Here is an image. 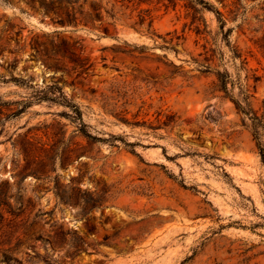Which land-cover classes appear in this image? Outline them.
<instances>
[{"label":"rangeland","instance_id":"rangeland-1","mask_svg":"<svg viewBox=\"0 0 264 264\" xmlns=\"http://www.w3.org/2000/svg\"><path fill=\"white\" fill-rule=\"evenodd\" d=\"M44 1L0 0V264H264V0Z\"/></svg>","mask_w":264,"mask_h":264},{"label":"trees","instance_id":"trees-1","mask_svg":"<svg viewBox=\"0 0 264 264\" xmlns=\"http://www.w3.org/2000/svg\"><path fill=\"white\" fill-rule=\"evenodd\" d=\"M54 0H48L44 1L43 3L45 5L51 6V4L53 3ZM56 1H61V5H63V7L69 6L70 10H65L64 14L65 17L61 18V24L64 22L67 23H71L72 21H74L76 19L75 17V5L78 3L79 0H56ZM47 2V3H45ZM93 9H98L95 7V5H92ZM101 8V6L99 7ZM66 9V8H65ZM216 14L217 17L221 23L220 27L221 29H223L224 26V22L221 18V14L219 11L216 10ZM96 16H99V13H96ZM60 20V19H59ZM229 30H227L226 34L228 33ZM56 32V31H54ZM225 34V35H226ZM216 83H214V88L216 90H221L223 91L225 94H228V83L232 82L230 80V75L228 74L227 71H216ZM244 97H243V101L237 100V99H232L235 108L237 110L238 113L242 114L243 116H245V118H247L249 120V128L251 130V135L253 137V139L255 140V145L257 148V152L259 154V157L262 161V163L264 164V142L261 140V138L264 136V100L262 101V112L258 113L257 110H255L249 101V97L251 96L250 94L244 92L243 93ZM74 106V111L76 113H78L80 115V111L78 109V107L76 105ZM167 122V121H166Z\"/></svg>","mask_w":264,"mask_h":264}]
</instances>
